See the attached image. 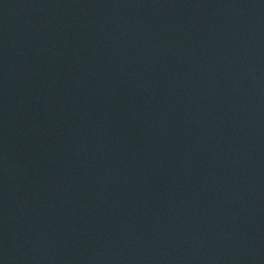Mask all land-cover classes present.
<instances>
[{"label":"water","instance_id":"water-1","mask_svg":"<svg viewBox=\"0 0 264 264\" xmlns=\"http://www.w3.org/2000/svg\"><path fill=\"white\" fill-rule=\"evenodd\" d=\"M0 264H264V0H0Z\"/></svg>","mask_w":264,"mask_h":264}]
</instances>
